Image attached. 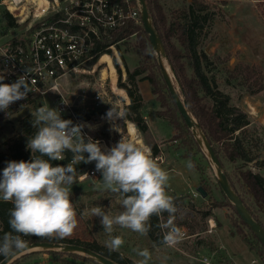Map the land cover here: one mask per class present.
Returning <instances> with one entry per match:
<instances>
[{
	"label": "rangeland",
	"instance_id": "1",
	"mask_svg": "<svg viewBox=\"0 0 264 264\" xmlns=\"http://www.w3.org/2000/svg\"><path fill=\"white\" fill-rule=\"evenodd\" d=\"M27 1L26 4H34L33 0ZM185 1L159 0V4L163 7L166 16L171 18L173 12L184 8ZM206 1L213 5V10L216 12V19L212 26L208 25L206 28V36L203 40L202 49L210 56H213V53L216 51L221 56L230 59L227 64L219 65V69L225 66L234 68L239 62H247L250 64H258L264 70V17L257 7V1L232 0L226 6L222 5L218 0ZM31 8L33 9L34 6ZM132 8L139 10L138 4H132ZM31 19L32 15H30L28 22ZM141 28L143 29V27ZM144 40L146 41L148 38L145 36L143 29L142 32L134 34L118 46L111 47L114 56L112 57L115 58L114 60L119 64L122 71V82H127V72L119 53H124L127 66L130 71H133L139 65V57L136 53L138 47L141 46ZM147 54L149 56V62L151 64H157L159 70L153 66L148 69L146 74L154 72L162 90L158 97L153 94L152 86L148 81H139L138 86L142 97L152 95L153 99L144 104L143 110L145 115L149 117V124L151 125L153 135L159 137V142H154L149 133L142 135L138 132L139 139L137 143L146 145L147 147H151L154 144L161 146L160 156L163 161L160 163L170 174V187L168 189L170 195L175 193L178 195H187L194 192L196 193L195 197L190 194V198L193 201L192 204L205 206L208 203L209 197L217 204V208L213 211L214 216L212 217L216 221L217 227L212 234L204 232L199 238L196 235L192 236L190 230L189 235L191 237L181 241L175 247H167L165 245L157 246L148 235L141 236L129 229L117 228L113 235H121L125 241L119 253L131 259H141L137 255L136 250L147 248L151 253L149 264H200V259L205 256H211L214 264H221L212 255L210 249L205 246V244L212 241L216 246L223 248L235 264H264V256L262 259L255 252L251 251L244 242L241 236L242 233L254 240L253 235L241 222L233 205L221 190L211 160L191 131L193 138L198 144L194 148V152L200 149L202 154H194L191 158L186 157L187 150L181 143L184 123L180 114L175 111L170 99L162 78L157 55L153 49H148ZM164 61L167 62L166 60ZM115 65L116 63L114 61L116 71L114 80L108 67L104 65L98 67L91 75H71L67 79H63L62 93L70 100H75L73 104L75 105L76 117H87L92 123L103 122L101 130L93 132L95 139L103 138L107 142L111 139L112 142L117 143L118 136L111 137L110 133H108L113 125L112 119H108L106 115L104 119L100 117L102 113H108L112 109L113 113L118 114L120 118L122 114L124 120V114L128 110L129 103L126 101L128 96L118 86L119 73ZM169 73L173 78L171 70H169ZM174 83L178 91L181 92L176 80H174ZM221 86L223 85L221 84ZM84 88L89 89L88 93L90 97L97 92L105 93L106 97H104L100 105H96L89 97L82 98L79 96V94H82ZM119 91H122L123 94H120ZM56 100L57 94L50 93L46 98L30 96L28 94L26 99L15 102L12 113L0 119V151H5L12 139L20 133L23 118L35 113L43 105L57 108ZM261 100L263 101L264 107V96H262ZM21 104L23 105L21 106ZM70 120L73 119L70 118ZM123 120L121 121L120 119L118 122V130L125 137L126 133ZM106 131L107 133H105ZM262 143V148L264 149V134H262ZM189 160L201 169L199 171L195 168L188 170L186 164ZM222 162L224 172L232 180V187H234L235 192L240 198L242 197L245 200L246 205L252 209L255 219L264 226V207L258 203L252 194L247 192L242 179V174L248 171L264 175V150L261 153L260 164L262 168L260 169L255 164L243 165L240 162L230 163L225 159H222ZM94 164L95 162H92V165ZM196 185L202 186L207 191L208 197L206 199H203L197 192ZM70 198L75 206L79 224L74 234L68 238L83 243L98 244L101 247L107 248L105 241L109 237L103 230L100 218L93 217L90 214L82 215L85 210H90L95 206H100L105 212H111L114 215L123 210L118 203V197L104 189L102 175L97 179L88 178L83 182L77 179V183L72 185ZM189 202L190 200L188 199L186 204L188 205ZM187 205H183L182 207H186ZM201 240L204 241L203 244H199ZM44 254L49 255V252L31 253L17 259L12 264H33L42 260ZM49 257L51 258L52 256L49 255ZM65 259L71 262V264H98L78 254ZM222 264L233 263L230 260Z\"/></svg>",
	"mask_w": 264,
	"mask_h": 264
},
{
	"label": "trees",
	"instance_id": "2",
	"mask_svg": "<svg viewBox=\"0 0 264 264\" xmlns=\"http://www.w3.org/2000/svg\"><path fill=\"white\" fill-rule=\"evenodd\" d=\"M123 1L118 0L120 4ZM218 1L226 6L232 0ZM256 1L257 7L264 17V0ZM133 3L136 4L134 1ZM147 3L154 26L164 43L169 64L184 90L189 111L197 119L220 159L222 166V159H225L230 163L255 164L259 169L262 168L260 159L261 153L264 150L262 148L264 127L258 123H254L250 115L238 105V101L245 95L256 96L264 91L263 71L255 65L243 62H239L234 68L225 66L219 69V65L227 64L230 59L218 54L210 56L202 49L203 40L206 36V28L208 25L212 26L216 19L213 5L206 0H186L184 8L173 12L171 18L164 13L159 0H147ZM5 18L9 20L11 26H15L14 19L10 14H5ZM141 27H143L141 20L140 23L129 20L124 26L102 34L99 39L94 38L93 54L97 55L89 62V67L95 66L97 60L102 55L113 56L111 47H116L134 34L142 32L144 27L143 29ZM145 36L148 40H144L137 49L136 54L139 57V65L133 71H130L128 68L124 53H119L127 72V82H122V71L119 64L114 60L119 73L118 86L126 92L129 99L128 110L125 112L124 117L134 123L137 126L138 132L142 135L149 133V126L143 110L145 101L140 93L138 82L148 81L152 86L153 94L158 97L162 90L156 74L154 72L146 74L149 68L154 66L159 70V67L157 64L149 62L147 53L148 49H152V46L146 32ZM165 86L167 88L166 83ZM169 96L175 111L178 112V108L170 93ZM11 113L12 110H10L9 115ZM32 119V114L23 118L20 133L8 144L6 152L0 151V178H2L3 169L9 161H30L32 155H38V153L32 154L31 150L27 147L29 138L34 136L37 131L33 127ZM83 119L89 118L83 117ZM181 143L187 150L186 157L191 158L194 154H202L200 149L194 152V148L198 144L185 123ZM149 148L153 156H157L160 152L157 144L149 146ZM85 156H87V153H85ZM65 157L63 161H51V163L53 165L60 164L66 166L72 159V153L66 151ZM91 164L83 162L76 164L77 176L88 169ZM194 168L197 171L201 169L195 165ZM227 177L233 186L232 180L228 175ZM242 179L247 192L252 194L258 203L264 207V175L248 171L242 174ZM171 195L174 197L175 205L178 208L174 223L180 228L184 226L189 227L192 236L201 237L207 231V221L214 216L213 211L217 208V204L209 197L208 203L205 206H196L192 204L193 201L189 194L178 195L175 193ZM188 199L190 202L187 205L186 201ZM241 199L246 205L245 200L242 197ZM183 205L187 206L182 207ZM12 207L11 202L0 200V236L5 232L11 231L8 221ZM247 208L253 215L252 209L248 206ZM167 219V213H164L163 220L155 216L151 218V230L147 235L157 246L164 245L162 242L163 236L160 234L162 230L160 225L162 222H166ZM241 222L245 225L242 220ZM250 232L252 233L251 230ZM252 235L254 240L243 233L241 236L248 248L263 259L264 246L253 233ZM24 239L28 241V244L36 242L77 244L100 253L118 264H136L133 259L123 256L119 252H110L108 248L101 247L98 244L83 243L70 238H38L27 236ZM203 243V240L199 241V244ZM205 246L210 249V252L214 254L219 263L222 264L230 261L226 251L216 246L214 242L211 241L205 244ZM49 255L52 256L51 260L55 264H71L65 258L74 257L75 254L49 252ZM4 259V257H0V263Z\"/></svg>",
	"mask_w": 264,
	"mask_h": 264
},
{
	"label": "clouds",
	"instance_id": "3",
	"mask_svg": "<svg viewBox=\"0 0 264 264\" xmlns=\"http://www.w3.org/2000/svg\"><path fill=\"white\" fill-rule=\"evenodd\" d=\"M4 79L0 76V111L6 112L11 104L26 99L31 88L25 75L12 83H4ZM32 116L37 131L27 147L38 155H32L30 161H9L0 178V200L13 205L8 221L11 231L0 236V257L7 259L25 250L29 246L24 239L27 236L66 238L74 234L79 221L70 197L72 185L77 183L75 165L81 162H95L104 189L118 197L123 209L114 215L95 206L82 213L100 218L110 252H119L125 243L121 235H113L117 228L146 236L151 218L163 220L164 213L168 219L160 225L163 244L175 247L183 240L184 233L174 223L178 208L168 193L170 174L153 158L149 147L121 136L110 149H102L98 140L85 137L84 124L63 119L61 112L49 105L39 107ZM114 116L119 117L111 109L107 118ZM66 151L72 153L66 166L51 163L63 161ZM186 168L192 170L194 164L189 160ZM136 252L141 257L136 264H149L147 248Z\"/></svg>",
	"mask_w": 264,
	"mask_h": 264
},
{
	"label": "built area",
	"instance_id": "4",
	"mask_svg": "<svg viewBox=\"0 0 264 264\" xmlns=\"http://www.w3.org/2000/svg\"><path fill=\"white\" fill-rule=\"evenodd\" d=\"M21 1L0 0V76L5 77L4 83L15 82L18 77L25 75L31 88L30 96L46 98L50 93L57 94L56 109L61 112L63 119L72 118L74 124H84L82 131L86 138L91 137L112 146L115 143L112 140L107 142L103 138L93 137V132L100 131L103 122L92 123L90 119L76 117L75 100H70L62 93V80L71 75H91L100 66L108 67V64L98 65L104 55L92 68L88 65L97 55L93 54L94 38L99 39L102 34L124 26L129 20L140 23V10L132 8L133 1L137 4V0H124L122 4L118 0H47L46 6H40L38 1H33L34 4H26L27 0ZM7 13L14 19L15 26H11L5 18ZM30 15L32 19L28 22ZM109 57L114 66V58ZM88 92L89 89L84 88L79 96L89 97L96 105H100L106 97L103 92L90 97ZM12 108L14 103L6 112L0 111V119L9 116ZM105 115L107 112L100 117L104 119ZM113 118L109 133L111 137L117 135L119 141L122 133L118 130V122L123 120V116L121 114V118ZM123 121L127 139L130 138V123L135 128L136 136H139L134 123L127 119ZM126 136L122 137L126 139ZM155 158L159 162L163 161L161 156ZM101 175L94 164L78 174L77 179L83 182ZM216 227V221L208 219L206 232L212 234ZM181 230L184 233L182 241L191 237L189 227H181ZM160 234L163 236L162 230ZM205 260L208 264H214L211 256L202 257L200 264H204ZM36 264L55 263L48 254H44Z\"/></svg>",
	"mask_w": 264,
	"mask_h": 264
},
{
	"label": "water",
	"instance_id": "5",
	"mask_svg": "<svg viewBox=\"0 0 264 264\" xmlns=\"http://www.w3.org/2000/svg\"><path fill=\"white\" fill-rule=\"evenodd\" d=\"M137 4L139 6V10L141 13L142 25L144 27L146 34L149 36V41L151 43L152 49L158 58V63H159V66L162 72L163 79L167 85L168 91L173 101L175 102V105L178 108V112L182 120L184 121L188 129L194 134L200 146L204 148V150L206 151L216 171V175L218 177V183L221 187V190L223 191L227 199L231 202V204L235 208L240 219L245 223V225L252 231V233L257 237V239L264 246L263 226L255 219V217L249 211V209L244 204L242 199L238 196V194L233 189L232 185L229 182L227 175L224 172L222 163L220 159L218 158L215 150L213 149V146L208 141L197 119L189 111L188 104L185 100L184 90L182 89L181 84L176 74L174 73L172 67L168 63L166 49H165L161 36L159 35L156 27L154 26L153 18L151 16L147 0H137ZM164 60L167 61L181 92L178 91L171 76L166 70ZM197 132L200 136V139L196 135ZM197 192L201 195L203 199H206L208 197L207 191L202 186L197 187ZM28 245L29 246L25 250L19 252L17 255H14L10 258L4 259L0 264H12L17 259L22 258L25 255L35 253V252H62L65 254H78V255L87 257L97 262L98 264H118L112 259L107 258L100 253H97L87 247L77 245V244L36 242V243L28 244Z\"/></svg>",
	"mask_w": 264,
	"mask_h": 264
},
{
	"label": "crops",
	"instance_id": "6",
	"mask_svg": "<svg viewBox=\"0 0 264 264\" xmlns=\"http://www.w3.org/2000/svg\"><path fill=\"white\" fill-rule=\"evenodd\" d=\"M215 54H218V53L215 51L213 53V55H215ZM218 55H220V54H218ZM243 63H247V62H243ZM247 64H250V63H247ZM250 65L257 66L258 64H250ZM257 67L260 70H262L263 73H264L263 68H261L259 65ZM262 96H264V91L261 94L256 95V96H248V95H245L243 98H241V100L238 101V105L245 112H247L250 115V117H251V119H252V121L254 123H258L259 125H261V126L264 127V107H263V101L261 100ZM143 98H144L145 103H148V101H150L151 99H153L152 98V95L151 96H146V97H143ZM123 99H127V98H123ZM126 101L129 103V100L128 99ZM260 108H262V109H260ZM145 118L148 121L147 123L149 125V134L152 136L153 141L156 142V143H158L159 142V137L158 136L155 137L153 135V132H152V129H151V125L149 124V117L147 115H145ZM105 133H107V131ZM108 133H109V131H108ZM109 140H111V139H109ZM158 148L160 150L161 149V146H158ZM6 151H7V148L5 149V152ZM160 153L161 152H159V154L157 156H160ZM157 156H155V157H157ZM255 173H257V172H255ZM197 187L198 186L196 185V188ZM190 194L193 195V197L196 196V193H194V192L193 193H190ZM180 195H182V194H180ZM228 257L230 258L229 255H228ZM133 260L136 262L139 259H133ZM230 260H231V263L235 264L234 261L231 258H230Z\"/></svg>",
	"mask_w": 264,
	"mask_h": 264
},
{
	"label": "bare ground",
	"instance_id": "7",
	"mask_svg": "<svg viewBox=\"0 0 264 264\" xmlns=\"http://www.w3.org/2000/svg\"><path fill=\"white\" fill-rule=\"evenodd\" d=\"M23 1H25V0H23ZM23 1H21V3L23 2ZM33 1H38L39 2V5L40 6H46L47 4H48V2L46 1V0H33ZM103 64H108V69H109V71L111 72V76H112V78H113V80H114V78H115V68H114V66H113V63H112V60H111V58L109 57V55H104L101 59H100V61H99V64L98 65H103ZM164 64H165V68H166V70L168 71V73H169V70H171L170 69V67H169V65L167 64V62H165L164 61ZM172 72V71H171ZM173 74V73H172ZM169 75H170V73H169ZM171 76V75H170ZM172 78V77H171ZM173 78H174V76H173ZM173 78H172V80H173ZM175 80V79H174ZM174 80H173V82H174ZM175 84V83H174ZM176 86V85H175ZM120 92V94H123V92L122 91H119ZM97 125H99V124H96V126ZM129 135H130V138L132 139V140H134V141H138V139H139V136H136V133H135V128H134V126L130 123L129 124ZM196 135H197V137L200 139V136H199V134H198V132L196 133ZM100 142V144H101V146L102 147H104L105 149H110L112 146H114L115 145V143H113V145L112 146H110V145H106L104 142H102V141H99Z\"/></svg>",
	"mask_w": 264,
	"mask_h": 264
}]
</instances>
